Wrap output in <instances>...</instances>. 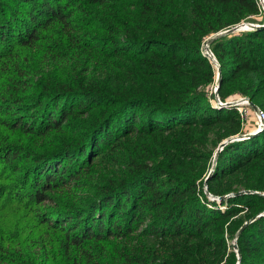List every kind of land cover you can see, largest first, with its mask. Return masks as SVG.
<instances>
[{
  "label": "trees",
  "instance_id": "1",
  "mask_svg": "<svg viewBox=\"0 0 264 264\" xmlns=\"http://www.w3.org/2000/svg\"><path fill=\"white\" fill-rule=\"evenodd\" d=\"M261 11L0 0V264H238L236 237L240 264H264V128L219 153L208 190L234 195L204 190L221 142L247 133L238 108L211 101L205 44ZM210 49L222 101L264 112V26ZM17 209L30 231L4 216Z\"/></svg>",
  "mask_w": 264,
  "mask_h": 264
},
{
  "label": "water",
  "instance_id": "2",
  "mask_svg": "<svg viewBox=\"0 0 264 264\" xmlns=\"http://www.w3.org/2000/svg\"><path fill=\"white\" fill-rule=\"evenodd\" d=\"M264 24H258V23H252V22H243L241 24H238L237 26H234L230 29H227V30H224V31H221L215 35H213L211 38H209L206 42V54L209 56V58L215 63V65L217 66V81H216V93L218 94V90H219V87L221 85V79H222V71H221V67H220V63L218 61V59L216 58V56L214 55V53L212 52V50L210 49V43L212 40L214 39H217L219 37H222L226 34H229V33H232V32H235L239 29H242V28H258V27H263ZM219 103L222 105V106H232L233 105V102L229 101L227 103H222L220 102V99L218 100ZM248 101L249 103L254 107L255 110H259V107L256 103H254L250 98H248ZM262 129H257L253 132H249V133H246L244 135H236V136H233L231 138H228V139H225L223 142H221V144L219 145L216 153H215V156H214V161H213V165H212V168L205 180V190H206V193H208L210 196H212L214 199H217V200H222L228 196H230L229 194L228 195H224V196H216V195H213L212 193H210V191L208 190V179L212 176L214 170H215V167L217 165V159H218V156H219V153L223 150V148L225 147L226 144H228L229 142H232L234 140H242V139H246V138H250L251 136H254V135H257L259 132H261ZM248 193H252V192H257V193H261V192H258V191H247ZM240 193H243V192H239L238 194ZM261 194L264 195V193L262 192ZM261 215H264V213H261L259 215H257L255 218L261 216ZM253 218V219H255ZM252 219V220H253ZM252 220H249L247 221L239 230V233L241 232V230L246 226L248 225ZM235 247L237 248L238 250V254H239V261H238V264H240V258H241V254H240V251H239V248H238V244L235 243Z\"/></svg>",
  "mask_w": 264,
  "mask_h": 264
},
{
  "label": "rangeland",
  "instance_id": "3",
  "mask_svg": "<svg viewBox=\"0 0 264 264\" xmlns=\"http://www.w3.org/2000/svg\"><path fill=\"white\" fill-rule=\"evenodd\" d=\"M256 22H252V23H258V24H263V22L262 21H264V11H261V14H260V16H258V17H256L255 19H254ZM247 28H242V29H239V30H237L236 32H239L240 30H246ZM248 29H250V28H248ZM252 29V28H251ZM212 37V36H211ZM210 37V38H211ZM205 50H206V45H205V48H204V52H205ZM216 68H217V66H216ZM213 92L215 93V97L216 98H214V99H212L211 101L215 104V106H218V103H219V101H218V98H220V95H219V92H218V94L216 93V91L215 90H213ZM235 96V95H234ZM234 96H232V97H230L229 99H228V101H232V100H238L239 98H242V97H245V96H242V97H238V98H236V99H232V98H234ZM221 99V98H220ZM222 100V99H221ZM236 108H238L239 109V112H241L242 114V117H243V119H244V121H245V131L247 132V133H249V132H253V131H255V130H257L258 128H259V124H260V121H259V119H258V117H257V115H258V112L260 111V108H259V110H255L254 109V107L250 104V103H241V104H239V105H234ZM262 110V109H261ZM204 190H205V186H204ZM247 191H251V190H247V189H243V190H241L240 192H243V193H248ZM253 191V190H252ZM205 192H206V190H205ZM211 193V192H210ZM239 193V192H238ZM237 193V194H238ZM208 194V193H207ZM240 194H242V193H240ZM229 195H234V193H231V194H229ZM208 196L210 197V199L211 200H216L217 202H219V201H221V200H217V199H214L212 196H210L209 194H208ZM225 207L226 206H221V208L222 209H225ZM4 216H7V217H12V218H15V219H24V220H27V221H30L31 223L30 224H28L27 225V227H28V230L30 231V228H33V226H34V221H32V217H27L26 215H25V213H23V209L22 210H19V209H17V210H15V211H12L11 213H9L8 215H4ZM12 221V219L11 218H6L5 219V224L7 225V222H11ZM237 238L238 237H236L235 239H230L229 240V242L232 244V246H233V249L237 252V254H238V250H237V248L235 247V243H237ZM54 243H59V242H56V240H54ZM238 244V243H237ZM54 246V245H53ZM54 250L56 251V249H55V247H54ZM238 257H239V254H238Z\"/></svg>",
  "mask_w": 264,
  "mask_h": 264
},
{
  "label": "built area",
  "instance_id": "4",
  "mask_svg": "<svg viewBox=\"0 0 264 264\" xmlns=\"http://www.w3.org/2000/svg\"><path fill=\"white\" fill-rule=\"evenodd\" d=\"M259 4H260V6H261V10L262 11H264V0H259ZM206 45V44H205ZM207 52V50H205V53ZM214 90H216V86L214 87ZM220 98H218V100H219ZM220 102H222V103H227V102H229V101H226V102H224V101H222L221 99H220ZM231 102H233V105L232 106H234V105H239V104H241V103H249V101H248V97H242V98H239L238 100H232ZM226 106H228V105H226ZM218 107H224V106H222L220 103H218ZM257 117H258V119H259V121H260V124H259V128L258 129H263L264 128V112L260 109V111L258 112V115H257Z\"/></svg>",
  "mask_w": 264,
  "mask_h": 264
}]
</instances>
